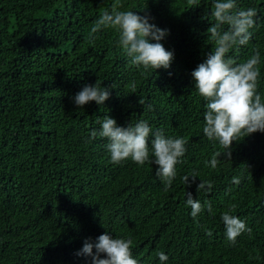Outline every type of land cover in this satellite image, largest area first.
<instances>
[{
  "label": "trees",
  "instance_id": "16d2710c",
  "mask_svg": "<svg viewBox=\"0 0 264 264\" xmlns=\"http://www.w3.org/2000/svg\"><path fill=\"white\" fill-rule=\"evenodd\" d=\"M113 5L169 30L161 41L174 52L168 70L132 65L115 30L90 38ZM237 6L257 9V27L227 56L242 63L259 53L264 98V0ZM212 7V0H0V264H91L76 253L107 230L131 240L139 264H159L160 251L167 264H264V133L239 137L215 168L205 163L225 151L203 136L204 100L191 78L214 50ZM94 83L109 88V99L77 108L71 97ZM106 115L125 127L147 120L186 140L168 191L155 164L109 162L106 139L90 136ZM192 170L199 177L186 185ZM200 179L212 189L197 190ZM186 193L201 202L196 218ZM229 209L251 229L234 245L220 219Z\"/></svg>",
  "mask_w": 264,
  "mask_h": 264
},
{
  "label": "clouds",
  "instance_id": "9594fccd",
  "mask_svg": "<svg viewBox=\"0 0 264 264\" xmlns=\"http://www.w3.org/2000/svg\"><path fill=\"white\" fill-rule=\"evenodd\" d=\"M211 16L214 23L207 29L208 38L214 44L203 62L192 70L193 88L204 100L202 133L209 141L217 142L225 150L216 153L206 165L215 168L217 157L231 158V148L234 141L241 136L246 137L255 132L264 133V98L257 91L259 77V53L251 55L245 62L234 63L227 56L235 47L247 46L257 27V9L238 8L237 0H212ZM148 14L139 15L133 10H118L113 5L111 11H104L90 29V38L102 30L112 29L118 34L116 46L124 53L129 62L145 70H168L174 59V52L166 50L161 43L169 34L151 22ZM171 75V73H169ZM111 92L108 87L86 84L71 97L77 108H83L89 102L103 105L109 99ZM98 129L90 133L106 139V150L109 162L119 165L131 160L138 166L146 162L155 164V175L161 180L164 191H168L177 176L176 165L182 162L187 148L183 137H173L165 134L163 129L155 131L147 120L128 123L127 126L117 124L115 118L106 115L98 119ZM199 173L196 170L182 177L183 183L190 185L196 182ZM191 178V179H190ZM231 182L240 184V178L233 176ZM211 190L210 181L197 185V190ZM185 206L190 208L189 215L196 218L203 210L201 202L194 199L191 193H186ZM207 211L212 212L211 203ZM224 226V236L229 244H235L237 237L250 232L245 221L231 214V209L222 212L220 216ZM131 240L112 235L106 231L94 241L85 239L83 246L77 251V256L91 258V264H139L133 257ZM95 249V252H93ZM159 264H167L169 256L160 251L157 253Z\"/></svg>",
  "mask_w": 264,
  "mask_h": 264
}]
</instances>
